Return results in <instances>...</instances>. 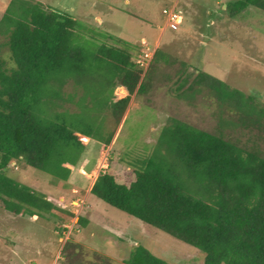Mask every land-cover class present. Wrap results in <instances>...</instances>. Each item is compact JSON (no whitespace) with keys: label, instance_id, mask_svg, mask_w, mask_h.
<instances>
[{"label":"trees","instance_id":"obj_1","mask_svg":"<svg viewBox=\"0 0 264 264\" xmlns=\"http://www.w3.org/2000/svg\"><path fill=\"white\" fill-rule=\"evenodd\" d=\"M249 6L264 10V0H231L226 13L235 18ZM88 33L70 13L39 0H0V37L9 51L0 58V208L15 215L61 221L75 216L10 176V168L23 162L68 182L90 140L109 146L114 138L102 111L121 121L131 95L147 91L149 71L163 57L158 49L144 75L127 43H99ZM70 82L84 89L77 101L64 91ZM119 86L129 95L115 100ZM195 86L237 109L241 124L264 134V107L251 96L204 71ZM68 102H77L79 110L66 109ZM121 162L132 166L135 179L126 184L102 172L91 194L202 250L204 264H264V148H247L222 131L173 119L150 153ZM79 223L85 226L87 220L81 217ZM69 246L70 240L63 253ZM73 255L78 257L79 246ZM126 262L176 264L143 244Z\"/></svg>","mask_w":264,"mask_h":264},{"label":"rangeland","instance_id":"obj_2","mask_svg":"<svg viewBox=\"0 0 264 264\" xmlns=\"http://www.w3.org/2000/svg\"><path fill=\"white\" fill-rule=\"evenodd\" d=\"M39 1L70 13L99 43L121 46L115 39L127 43L137 65L149 48L151 55L160 49L163 57L149 71L147 91L131 95L121 121L111 111H102L106 130L114 131V138L109 146L90 140L68 182L26 163H13L10 176L45 193L75 216L61 221L54 216H19L0 208V264H128L126 260L139 244L172 263L204 264L202 250L124 213L90 191L105 171L130 184L135 174L122 159L150 153L173 119L215 134L222 131L227 139L247 148H264V134L241 124L237 109L222 104L208 89L200 91L195 86L197 75L204 71L264 107V10L249 6L233 18L226 13L231 0ZM174 7L183 11L178 30L168 27V15ZM5 40L0 37L2 59L9 52ZM64 91L74 94L75 101L84 94L73 82ZM128 95L124 86L115 90V100ZM100 99L94 98L96 104ZM65 108L79 110L77 102H68ZM224 121L228 123L223 125ZM81 217L87 220L85 226L79 223ZM68 240L71 246L63 253ZM77 246L78 257L73 255Z\"/></svg>","mask_w":264,"mask_h":264},{"label":"built area","instance_id":"obj_3","mask_svg":"<svg viewBox=\"0 0 264 264\" xmlns=\"http://www.w3.org/2000/svg\"><path fill=\"white\" fill-rule=\"evenodd\" d=\"M183 19V11L178 10L176 7L173 8V10L168 15V27H170L172 30H178L180 27V24ZM155 53V51H154ZM151 55V49H147V52L141 56L139 60H137L138 65L144 70V74L146 70L149 68L151 61L153 60V55Z\"/></svg>","mask_w":264,"mask_h":264}]
</instances>
